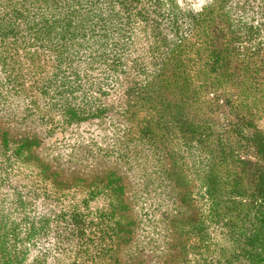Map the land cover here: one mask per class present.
I'll return each mask as SVG.
<instances>
[{
	"label": "trees",
	"instance_id": "trees-1",
	"mask_svg": "<svg viewBox=\"0 0 264 264\" xmlns=\"http://www.w3.org/2000/svg\"><path fill=\"white\" fill-rule=\"evenodd\" d=\"M103 1L117 5L123 21L132 19L129 25L139 23V36L128 42L131 47L124 45L125 36L109 37L115 12L103 11L102 0H0V74L8 71L20 87L24 76L47 68L51 24L66 14L92 23L87 34L103 32L96 47L111 56L114 70L123 65L116 54L124 48L131 52L142 39L150 64L134 59L127 64L132 75L123 77L121 101L113 108L126 138L116 140L111 157L119 168L136 170L133 176L139 172V183L160 196L163 239L169 246L158 258L162 264H264V132L255 125L264 113V97L257 102V89L251 86H264V49L251 44L264 43V0H208L201 6L208 17L201 49L189 45L187 33L180 32L173 0ZM247 13L254 19L246 18ZM197 16L190 13L189 30ZM105 22L106 28L97 25ZM56 63L61 65V58ZM147 68L141 78L133 75L135 69ZM216 86L232 92L220 96ZM87 91L82 86L79 94L86 100ZM74 92H56L63 101L58 106L62 116L70 121L103 118V103L92 106L84 100L77 106ZM8 142L1 133L0 158L17 160L38 146V136H22L14 147ZM46 172L43 168L37 175L56 194L47 196L49 202L59 204L66 191L83 188L80 204L100 200L101 205L86 214L72 209L49 217L28 203L37 219L23 216L29 226L14 234L15 242L0 245L12 250L2 252L0 264H57L59 259L46 260L45 252L68 255L72 247L80 251L83 242L88 253L77 258L73 252L67 264L118 263V253L132 241L138 222L125 196L126 176L113 168L87 183L60 171ZM30 236L43 240V248L30 249ZM4 254H10V261Z\"/></svg>",
	"mask_w": 264,
	"mask_h": 264
},
{
	"label": "rangeland",
	"instance_id": "rangeland-1",
	"mask_svg": "<svg viewBox=\"0 0 264 264\" xmlns=\"http://www.w3.org/2000/svg\"><path fill=\"white\" fill-rule=\"evenodd\" d=\"M101 3L100 7L103 11L115 12L112 16L115 20L111 21L112 26L109 28V37L121 35L125 36L124 45H127L130 40L134 43L135 37L139 36L137 31L139 23L129 25L132 19L128 22L123 21L124 13L117 5L108 6L103 0ZM205 3H208V0H173L176 6L174 13L178 15V21H180V32L187 33L186 39L189 45L200 49L208 37V17H204L205 12L201 9ZM56 11L57 8H54L55 13ZM189 11L200 15L194 20L193 28L190 30ZM61 15L64 14H55V16ZM106 17H103L102 21L107 20ZM248 17L254 19L250 13H247L246 18ZM91 24L88 25L87 22L75 18L72 14H66L56 24L52 23L47 36L52 50L49 51L47 59L48 67L42 72L37 69L32 74L24 76L18 81L20 87L15 79L8 76V71H2L0 74V93L3 95L0 100V138L1 133L5 132L9 140L8 146L14 147L16 141L22 136H28L30 133L38 136V146L32 148L24 158L17 160L9 156L7 159L0 158V245L2 247L8 245L9 243H5L7 240V242H15L14 234L26 230L29 224L22 221L24 215L30 220L37 219V215L30 213L27 209L28 203L34 202L36 212L44 213L49 217L59 211L71 212L72 209L86 214L93 212L101 205L100 200L80 204L83 188L66 191L59 200V204L49 202L46 199L47 196L56 194H52L47 182L37 175L40 169L46 168V173L60 171L62 175L71 178L82 177L89 183L101 172L117 168L118 172L126 176L123 179L126 186L125 196L129 199L130 213L136 216L138 222L132 241L120 249L117 256L119 262L116 264H162V259L158 256L169 244L165 242L167 239H163L165 233L162 214L164 206L160 203V196L151 192L150 188H146L144 182L139 183L142 181L139 172L133 176L132 173L136 170H130L125 165L119 168L111 157L113 149L116 148V140L120 136L123 139L126 138V136L122 137V124L117 119L113 108L121 101L120 90L125 85L121 82L123 77L132 75L127 64L129 60L134 59L148 66L149 57L145 54V45L140 39L131 52L124 48L116 54L117 62L120 61L123 65L114 70L109 66L111 56H104L100 48L96 47L99 36V43L102 41L103 32L95 29L87 34ZM97 25L105 28L108 26L107 22L97 23ZM254 43L251 44L264 49V43L259 45ZM131 44L128 46L131 47ZM25 58H28L27 53H25ZM57 58H61V65L56 63ZM138 69L133 72L135 78H141L142 72L149 71V68ZM62 76L64 78H61ZM116 82L123 86L120 87ZM84 83L90 85L85 86ZM45 85L46 88H44ZM82 86L88 88L86 95L89 101L79 95ZM251 86L252 90L256 88L258 92L253 97L257 102H261L260 95L264 97V86ZM53 89H55V94ZM59 89L75 90L74 96L78 95V98L72 102L77 106H81L84 100L92 106L103 103L101 108L104 110L103 118L68 120L58 109V106H63V101H60V96L56 94ZM214 92L221 96L222 93L232 92V89L228 86L226 88L216 86ZM259 116L260 118L255 120V125L264 132V113ZM88 229L91 230V226H88ZM20 235L19 237H22V234ZM29 239L33 240L30 249L40 246L39 243L43 241H36L31 236ZM219 244L224 245L220 241ZM84 245L85 242L80 251L72 247L73 250L69 251L68 255L61 252L57 255L50 252L46 254L44 250L45 259L50 260L52 256H56L59 259L57 264H67L69 260L67 258H72L73 252L77 254V258H83L88 253ZM5 251L12 252L11 249L2 248L0 257ZM34 254L30 253V255ZM9 256L10 254L5 256L8 261H10Z\"/></svg>",
	"mask_w": 264,
	"mask_h": 264
}]
</instances>
